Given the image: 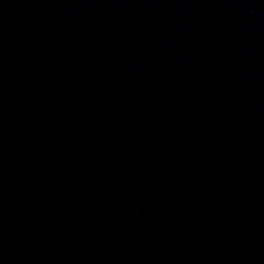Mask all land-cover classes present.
Here are the masks:
<instances>
[{"label":"water","instance_id":"95a60500","mask_svg":"<svg viewBox=\"0 0 264 264\" xmlns=\"http://www.w3.org/2000/svg\"><path fill=\"white\" fill-rule=\"evenodd\" d=\"M0 264H264V0H0Z\"/></svg>","mask_w":264,"mask_h":264}]
</instances>
